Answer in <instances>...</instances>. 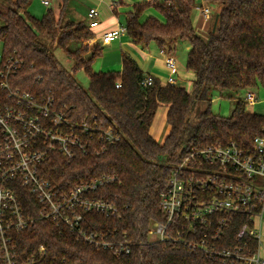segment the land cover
Wrapping results in <instances>:
<instances>
[{
	"label": "trees",
	"instance_id": "1",
	"mask_svg": "<svg viewBox=\"0 0 264 264\" xmlns=\"http://www.w3.org/2000/svg\"><path fill=\"white\" fill-rule=\"evenodd\" d=\"M29 1L0 0V53L4 62L10 60L16 67L11 82L37 100L51 97L54 107H65L72 122L94 127L92 151L94 147L99 151L94 156L89 148L87 155L70 161L53 153L41 166L40 175L60 192L102 177H116L88 197L114 205L120 216L107 219L98 213L86 214L82 229L88 234L103 232L108 239L125 237L132 246L127 257L119 258L84 243L62 226L38 221L14 236L16 253L27 258L42 246L47 264H207L201 255L181 245L150 243L147 231L153 222L163 220L159 196L172 167L191 148L234 143L249 150L256 137L264 138V114L247 112L241 97V93L264 88V0H204L219 5L216 29L206 40L197 34L191 19L195 0L136 5L126 15L125 36L134 45L156 42L162 49L165 39L169 47L177 40L188 43L186 69L193 74L191 91L179 85H160L155 79L151 86L142 87L147 74L125 53L119 72L93 71L90 62L101 47L82 44L93 37L88 27L62 23L50 10L36 19L26 10ZM151 6L162 15V24L153 18L139 22ZM71 45L75 48L70 49ZM52 47L62 49L73 62L70 72L57 62ZM77 70L85 72L87 89L73 78ZM214 90L220 99L234 101L235 109L228 117L210 111ZM4 95L0 93L1 98ZM160 106L167 109L168 126L161 144L150 135ZM108 129L118 137L113 143L103 138ZM20 192L24 212L38 216L33 197L26 189Z\"/></svg>",
	"mask_w": 264,
	"mask_h": 264
},
{
	"label": "built area",
	"instance_id": "2",
	"mask_svg": "<svg viewBox=\"0 0 264 264\" xmlns=\"http://www.w3.org/2000/svg\"><path fill=\"white\" fill-rule=\"evenodd\" d=\"M40 3L48 9L52 0ZM198 11L202 18H209L208 6ZM97 16L95 9L89 10L90 29L98 26ZM125 35V26H118L103 35L101 43L110 44ZM158 54L168 72L165 85H178L175 57L165 47ZM15 69L0 53V93H5L0 97V264H47L44 247L21 259L13 244L14 236L38 221L62 226L97 250L127 257L132 244L125 237L108 239L103 232L88 234L82 229L86 214L98 213L107 219L120 216L114 205L88 197L116 177H102L60 192L40 175L41 166L53 153L70 161L87 155L89 148L92 151L94 127L72 122L65 107H54L51 97L37 100L14 86ZM153 79L147 75L141 86H151ZM256 101L255 92L245 94V104ZM103 138L107 143L118 139L110 129ZM91 151L94 156L99 153L96 147ZM22 189L39 207L38 216L24 212ZM159 209L163 220L148 229L150 243L181 245L201 255L207 264H264V138L256 137L249 150L234 143L191 148L172 167L159 196Z\"/></svg>",
	"mask_w": 264,
	"mask_h": 264
},
{
	"label": "rangeland",
	"instance_id": "3",
	"mask_svg": "<svg viewBox=\"0 0 264 264\" xmlns=\"http://www.w3.org/2000/svg\"><path fill=\"white\" fill-rule=\"evenodd\" d=\"M154 1H160V0H154ZM202 4H204V6H208L210 9V15H209V20H208L210 21V23L207 24L206 26H202L204 25V22H203L204 20L200 17V13L198 11V7ZM218 8H219V5L217 3L205 2L204 0H195V8L191 12V19H192V22L194 24L197 34L203 40H206L209 37L210 32H212V22L216 16ZM46 9L44 7L43 10H41V13L34 14L33 12H30L29 15L34 18L39 19L41 18L42 14L46 11ZM153 12L157 20L163 19L162 15L158 11L154 9ZM146 17H147V14H145L142 17L143 18L142 20H144ZM91 39L92 37L89 38L87 41H84L82 44L86 45L85 43L91 42ZM43 42L47 43V41H43ZM133 45L132 46L125 45V47L129 48L127 50L131 51V50H134ZM169 45H170V41H168V39H165L164 47L168 49ZM136 47H138V49H141V46L136 45ZM170 47L171 49H173V51L171 50V54H173L175 57V61H176V64H177V67L180 73L179 80L181 81L179 84H181V87L183 86V88H185L187 91H191V82L193 79V74L186 69V55L188 52V43L186 41L177 40L176 43L172 44V46ZM73 48H75V45L70 46V49H73ZM144 49L154 50L155 52L154 54L158 53L159 51V47L157 46L156 42H150L147 45V47H145ZM0 51H1V47H0ZM51 52L53 56L55 57V59L57 60V62L60 64V66L63 69H65L67 72H70L73 62L71 60H67V58L65 57L63 53V50L58 47H52ZM126 52L127 51L124 50L123 45L120 47L118 46V43L115 42L112 44V46L103 48L101 52L99 53V55L94 57L93 60L90 62V67L93 71L117 73L120 71L119 68L121 67V54L122 53L127 54L128 52L127 53ZM156 55H153V56H156ZM167 76H168L167 71H165V73L159 72V75H156L159 83L165 82V80L167 79ZM73 78L82 88L84 89L88 88V79L83 70H77L73 74ZM256 95H257L256 103L253 105H250L252 107H245V110L250 113L264 114V88H259L256 91ZM243 96H245L244 93H241V97ZM217 98H218L217 91L215 90L212 91L213 101L210 107V111L212 112V114L219 115L221 117H228L231 114V112L235 109V103L233 101H228L225 99L216 100ZM245 105L248 106L247 104ZM163 109H164L163 107L159 108L155 116L153 125H152L153 137L156 138L157 140V141L156 140L154 141H156L157 143L161 141V138H163L167 132V125H166V121L163 116V113H164Z\"/></svg>",
	"mask_w": 264,
	"mask_h": 264
},
{
	"label": "crops",
	"instance_id": "4",
	"mask_svg": "<svg viewBox=\"0 0 264 264\" xmlns=\"http://www.w3.org/2000/svg\"><path fill=\"white\" fill-rule=\"evenodd\" d=\"M154 2H159V1H154V0H52L51 6L48 9H46V8L45 9H46V11L47 10L52 11L55 18L60 19L62 23H66V22L81 23V24L85 25L86 27H88V29L91 31L92 36H93L91 39V42L85 43L89 47H92L93 45H99L101 47V50H102L105 47L112 46V44L115 42H117L118 46H120V47L123 45L124 50L129 53L128 54L126 52L135 61V63L138 65L139 69L144 74L150 75L155 80L158 81V78L156 77V75H159V72L165 73L166 68L163 65L162 59L159 56V54L158 53H156L157 55L154 54L155 53L154 50L144 49L147 46H143V47L141 46V49H143V50L138 49V47H136V45H133V43L130 42L126 36L121 37L119 40H114L110 44L104 45L101 43V37L103 35H105L109 32H112L118 26H125L126 15L132 11V8L134 6L142 5V4H153ZM203 6H204V4L200 5L198 7V9L200 7H203ZM42 7L43 6L41 5L40 0H30L26 10H27L28 14L30 12H33L34 14L35 13L38 14V13H41V10H43L44 7L43 8ZM91 9H95L97 12V15H98L96 18V20L98 22V26L94 29L89 28L88 13H89V10H91ZM153 11H154V8L152 6L147 8L143 12L142 16L140 17L139 22L143 23L148 18H153V19L157 20L155 18L156 16H155ZM45 12L42 14V16L45 14ZM145 14H147V17L144 20H142L143 19L142 17ZM200 17H201V15H200ZM202 19L204 20L203 21L204 25H202V26H206L207 24L210 23V21H208L209 18H207V19L202 18ZM157 21L162 24L164 22V19L157 20ZM212 24H213V22H212ZM125 45H128V46L133 45V49L136 50L137 52L134 50H131V51L127 50L129 48L125 47ZM169 48H171V47H169ZM172 51H173V49H172ZM169 52H171V50ZM153 55H156V56H153ZM119 69L121 70V67ZM96 72H101V71H96ZM180 81L181 80H179V77H178V84L180 83ZM159 84L165 85V82H161ZM179 86H181V84H179ZM245 93L246 92H244V95H245ZM255 93H256V91H255ZM218 99L220 100L219 96L216 100H218ZM256 99H257V95H256ZM212 101H213V99H212ZM161 107L164 108L163 109L164 110L163 116H164V119L166 121L167 109L165 108V106H160L159 108H161ZM245 107H252V106H250V105L246 106L245 105ZM159 108H158V110H159ZM156 114H157V112H156ZM156 114H155V116H156ZM154 119H155V117H154ZM153 122H154V120H153ZM153 122H152V125H153ZM152 125L150 128V135L152 136V138L154 140H156V138L153 137ZM167 132H168V126H167ZM167 132H166L165 136L167 135ZM165 136L163 138H161V141L159 142L160 144L163 142Z\"/></svg>",
	"mask_w": 264,
	"mask_h": 264
},
{
	"label": "water",
	"instance_id": "5",
	"mask_svg": "<svg viewBox=\"0 0 264 264\" xmlns=\"http://www.w3.org/2000/svg\"><path fill=\"white\" fill-rule=\"evenodd\" d=\"M216 25H217V17L214 18L213 26H212V32L215 31V29H216ZM89 56H90V54H87V55L85 56V59L87 60V59L89 58Z\"/></svg>",
	"mask_w": 264,
	"mask_h": 264
}]
</instances>
